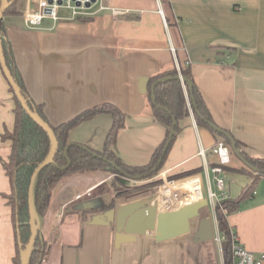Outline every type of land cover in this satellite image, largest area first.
Instances as JSON below:
<instances>
[{
	"label": "crops",
	"instance_id": "crops-1",
	"mask_svg": "<svg viewBox=\"0 0 264 264\" xmlns=\"http://www.w3.org/2000/svg\"><path fill=\"white\" fill-rule=\"evenodd\" d=\"M104 1L126 13L73 19L67 9H60L58 20L45 18L36 29L25 25L23 14L3 17L24 87L42 105L51 126L111 103L125 115V126L112 148L115 155L131 166L147 165L168 135L155 117L148 84L177 68L178 58L180 65L190 66L212 121L247 156L264 159V0ZM25 7L24 1L23 13ZM182 86L189 116L179 122L165 159L166 173L199 170L217 162L213 149L218 139L197 122L187 87ZM14 109V95L0 65V264H14L17 253L13 210L5 198L11 184L3 167L11 144L1 136L15 125ZM113 122L112 115L99 114L72 129L68 141L101 151ZM229 167L241 169L244 162L232 153ZM203 172L192 178L203 179ZM225 176V193L232 198L251 182L249 176L230 169ZM109 180L102 171L82 172L55 188L41 230L46 243L42 264H224L214 224V239L205 242L198 240L197 227L190 235L164 242H157L154 235L126 234V219L138 208L158 202H146L145 197L116 199ZM237 182L242 187L232 196V184ZM200 184L204 199L208 184L202 185V180ZM169 197H161L160 210L170 207ZM114 199V208L101 211ZM192 201L195 198L181 205ZM202 214L209 217L207 207ZM228 222L244 248L264 253V177Z\"/></svg>",
	"mask_w": 264,
	"mask_h": 264
},
{
	"label": "trees",
	"instance_id": "trees-1",
	"mask_svg": "<svg viewBox=\"0 0 264 264\" xmlns=\"http://www.w3.org/2000/svg\"><path fill=\"white\" fill-rule=\"evenodd\" d=\"M9 1L11 5L4 12V16L23 14L22 7L25 0ZM1 2L2 0H0V5ZM0 32L2 34L7 66L15 81L21 87L22 94L26 98L31 109H35L40 116L46 120L42 105L36 104L29 97L24 87L21 74L14 60L11 45L5 34L3 20L0 22ZM179 74L193 80L190 66H188V64H181L180 69L175 68L167 73L157 75L149 81L148 93L150 99H152L153 96L155 98L154 102H152L155 117L166 127L168 135L166 141L156 150L147 165L131 166L121 161L115 155L112 148L117 140L119 131L125 126V115L118 107L111 103H103L94 106L67 122L61 123L58 126H52L58 140V149L54 159L56 167L49 165L42 170L39 175L36 192V206L38 212L43 217L50 207L52 194L55 188L61 181L76 173L105 170L113 173L115 176H123L130 179H148L158 172V168L164 163L172 144L171 143L166 149V143L170 129L173 126L174 118L177 120V124L175 125V138L179 131L180 120L189 116V109L187 107L182 81L176 78ZM166 76H170L172 79L157 84L153 88L154 83L158 79ZM11 91L13 92L12 89ZM187 92L197 122L200 125L208 127L215 133L218 142H224L231 147L232 143L229 137L225 133L215 129V127L218 126L212 121L210 112L194 83L191 89L187 87ZM14 101V129L12 132H4L1 136L2 140L11 141V153L8 161H3V166L12 185V193L9 196L8 204L11 205L13 210V222L17 240V253L14 257V264H21L19 240L24 247L29 242L31 235L28 204L30 181L35 169L48 156L51 143L48 134L28 115L15 96ZM103 113L112 115L114 122L108 132L104 148L101 151L94 150L80 143H70L68 141V136L72 129L77 128L83 122ZM220 129L224 130L222 128ZM234 143L246 160V163H244V167L241 169H231L228 165L225 167V170L229 171L230 169L233 170V172L245 174L251 178V182L242 188L238 196L223 199L219 201L215 207V218L219 233L224 236L222 241V256L225 264H232V253L230 248L232 236L236 234L232 231V227L228 222V216L236 212L240 208V205L255 193L257 181L264 177V159L247 156L245 152L240 149V145L236 141ZM65 152L71 161L67 168H64L67 166ZM193 172L194 171L182 173L180 176H189ZM120 185L121 188H117V190H119L118 193H116V199H133L135 198L133 196L140 195L139 192L133 193L135 189L127 185V183L121 182ZM148 186L150 185L143 186L142 189L148 188ZM115 205L116 202L114 199L108 206L102 208L101 211L112 209ZM45 253L46 243L43 238L38 237L31 258V264H42Z\"/></svg>",
	"mask_w": 264,
	"mask_h": 264
},
{
	"label": "water",
	"instance_id": "water-1",
	"mask_svg": "<svg viewBox=\"0 0 264 264\" xmlns=\"http://www.w3.org/2000/svg\"><path fill=\"white\" fill-rule=\"evenodd\" d=\"M11 5L9 0H2L0 5V22L3 20L4 12ZM0 65L1 68L10 84L11 89L13 90L14 96L17 98L23 109L28 113V115L48 134L50 139L51 147L50 152L46 159L35 169L29 187L28 193V204H29V213H30V229L31 235L29 242L23 247L22 243L19 240V247L21 248L20 260L21 264H31V258L35 249L37 238H42L41 230L44 222V217L38 212L36 206V192L38 186L39 175L44 168L49 165L56 167L55 163V154L58 149V140L52 129V126L35 110L31 109L26 98L22 94L21 87L15 81L9 67L7 66L6 58L4 55V47L2 42V34L0 32ZM184 83L188 88H192L193 82L191 79L183 75H178L176 77ZM172 77L166 76L158 79L153 88L160 83L171 80ZM154 101V96L152 97ZM177 120L174 118L173 126L170 129L168 140L166 143V149L170 146L175 135V125ZM212 125V124H211ZM216 130L225 133L232 145L233 153L244 163L246 160L242 156L241 152L236 148L235 139L225 130H221L218 127H215ZM67 150V149H66ZM67 168L71 161L67 156ZM161 163V161H160ZM156 169V168H155ZM154 169V170H155ZM208 205L206 198V192H204V199L194 202H188L185 205H182L176 209H165L160 210V204L155 205H146L138 208L134 213H132L125 222V233L131 234L133 236H147L154 235L157 242L168 241L177 237H181L191 233L192 231V222L195 219L200 218L201 210L203 206ZM214 226L212 219L210 217L201 218L197 223V233L196 236L199 241L205 242L214 239Z\"/></svg>",
	"mask_w": 264,
	"mask_h": 264
},
{
	"label": "built area",
	"instance_id": "built-area-1",
	"mask_svg": "<svg viewBox=\"0 0 264 264\" xmlns=\"http://www.w3.org/2000/svg\"><path fill=\"white\" fill-rule=\"evenodd\" d=\"M31 4H34L36 7L33 9ZM25 6L23 13L24 22L30 29L38 28L45 18L58 20L60 9H67L73 19L92 17L101 12H110L114 17H119L126 13L125 11L109 7L104 0H25ZM213 152L217 157V162L212 166L205 163V172L208 184L207 198L209 204L211 203L213 206L212 208L215 213L216 204L219 201L228 198V195L225 193V167L231 163L232 150L224 142H218L214 147ZM200 154L205 157L203 149H201ZM201 180L203 185V179ZM212 184H215L216 189L212 187ZM198 200L203 199L200 198ZM218 240L220 243L223 241V236L220 233H218ZM231 253L232 264H264V253L256 255L255 253L248 251L240 243L236 234H233L232 236Z\"/></svg>",
	"mask_w": 264,
	"mask_h": 264
},
{
	"label": "rangeland",
	"instance_id": "rangeland-1",
	"mask_svg": "<svg viewBox=\"0 0 264 264\" xmlns=\"http://www.w3.org/2000/svg\"><path fill=\"white\" fill-rule=\"evenodd\" d=\"M172 52L177 57V52H174V51H172ZM176 65H178L177 68L180 69V63H179L178 58H177ZM179 75H181V74H179ZM183 84L184 83L182 82V85ZM13 95H14V93H13ZM188 101H189V105H191L189 98H188ZM151 102H154V101L151 99ZM189 108L193 111L192 106H189ZM13 129H14V127H13ZM13 129L7 130L5 132H12ZM3 141H6V140H3ZM6 142H10V144H11V141H9V140ZM232 153H233V151H232ZM6 161H8V159ZM204 169H205V166L202 167V169L193 170L194 172L191 175H189V176L187 175L184 177V176H180V175H182V173H186V172L166 173L165 161H164V163L158 168V172L153 177L148 178V179H135V178L130 179V178H125L123 176H115L113 173L107 172L105 170H99V171H102V172H104L110 176L109 184H111V188L114 189L115 197H116V193H118V190H119V189L117 190V188H121L120 183L121 182L124 183L123 181H128L126 183H131V184H127V185H129L130 187L135 189V192H133V193L139 192V194H140L138 196H133V197H135V198L145 197L144 201H146V202L147 201L149 202L150 200H151V202L156 200L155 202H158L157 204H160L159 201L161 202V197L165 198V196L166 197L170 196L169 199H167V205H169L171 208L167 207L166 209H175V208L181 207L182 206L181 204H183V201H185L186 198H184V196H183L184 193L180 194L178 192L177 193L174 192L172 195H170L169 192L167 193V192L163 191V189L173 188L175 186L174 184H176V183H180V182H184V181L189 180V179H193L192 176L198 175L202 171H204L202 173L203 182L205 183V185H207L206 184L207 180L205 179L206 178V172ZM90 172H94V171H90ZM6 175H7V173H6ZM189 177H191V178H189ZM9 181H10V178H9ZM10 184H11V182H10ZM242 184L243 183H238V182L232 184V191H231L232 196H235V191L238 190L239 186L242 187ZM146 185H150V186H148V188L142 189V187L146 186ZM226 185H227V182L225 184V187H226ZM202 188H204V186ZM213 188L216 189L215 184H213ZM138 189H140V190H138ZM225 191L226 192L228 191L227 188L225 189ZM11 193H12V185H11V192L9 194H7V196H5V198L7 199V204H8L9 196L11 195ZM206 198H207V194H206ZM127 200H130V199H127ZM207 201H208V198H207ZM9 206H11V205H9ZM204 207H207L208 214H209L208 216L212 219L213 224L216 226V232L219 233L217 221L215 220L216 218L214 219L215 213H214L213 208H212L213 206L211 205V203L209 204V201H208V205L204 206ZM205 212H207V211H205ZM213 215H214V217H213ZM202 217H203V214L200 216V218L193 220L192 231H191V233H189L187 235L192 234L193 231L196 230L198 220L201 219ZM215 221H216V224H215ZM223 238H224V236H223ZM216 239H217L218 246H220V249L222 250V243L219 242L218 236H216Z\"/></svg>",
	"mask_w": 264,
	"mask_h": 264
},
{
	"label": "bare ground",
	"instance_id": "bare-ground-1",
	"mask_svg": "<svg viewBox=\"0 0 264 264\" xmlns=\"http://www.w3.org/2000/svg\"><path fill=\"white\" fill-rule=\"evenodd\" d=\"M200 181L201 180L199 179H189L184 182L176 183L174 184L175 186L173 188L163 189V191L167 193L169 192L170 195H172L175 191L180 194L184 193L183 196L184 198H186L185 200H190L194 198H196L195 200H198L203 195Z\"/></svg>",
	"mask_w": 264,
	"mask_h": 264
}]
</instances>
